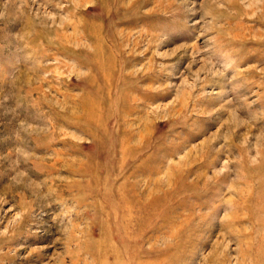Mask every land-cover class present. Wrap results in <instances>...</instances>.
Here are the masks:
<instances>
[{
  "label": "rangeland",
  "instance_id": "1",
  "mask_svg": "<svg viewBox=\"0 0 264 264\" xmlns=\"http://www.w3.org/2000/svg\"><path fill=\"white\" fill-rule=\"evenodd\" d=\"M0 264H264V0H0Z\"/></svg>",
  "mask_w": 264,
  "mask_h": 264
}]
</instances>
